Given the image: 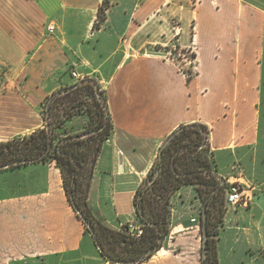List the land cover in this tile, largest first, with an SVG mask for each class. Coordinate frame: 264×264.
Here are the masks:
<instances>
[{"label":"crops","instance_id":"obj_1","mask_svg":"<svg viewBox=\"0 0 264 264\" xmlns=\"http://www.w3.org/2000/svg\"><path fill=\"white\" fill-rule=\"evenodd\" d=\"M174 48L192 53V72L182 68L186 58L168 57ZM0 66V143L45 128L54 93L98 83L114 132L88 206L112 230L138 222L135 195L184 125L209 129L220 178L245 181L231 177L241 165L254 190L264 187V0H0ZM87 124L78 115L58 135L81 134ZM171 204L170 235L141 264H202L195 188L182 187ZM249 204L229 208L219 264H264V194ZM0 264H110L70 205L55 162L0 170Z\"/></svg>","mask_w":264,"mask_h":264},{"label":"trees","instance_id":"obj_2","mask_svg":"<svg viewBox=\"0 0 264 264\" xmlns=\"http://www.w3.org/2000/svg\"><path fill=\"white\" fill-rule=\"evenodd\" d=\"M104 19L105 10L102 9L98 23ZM64 90L66 92L58 91L46 100L45 128L0 143V165L11 163L7 169L12 170L30 163L55 162L61 170L70 205L75 211L76 207L84 211L94 227L93 238L98 249L100 247V255L110 264H141L160 251L171 232L172 197L182 187H194L208 214V243L204 248L207 258H202V264H219L217 242L212 239V231L226 215L224 202L230 185L223 184L214 172L209 129L202 124L181 126L171 135L170 143L162 147V160L159 155L134 199L143 235L131 237L127 226L115 231L103 225L88 206V193L99 155L114 132L105 94L94 79H84ZM99 92L102 98L98 96ZM78 115H85L88 119L85 132L60 138L58 132ZM86 133L89 135L83 137ZM20 160L27 163L14 165Z\"/></svg>","mask_w":264,"mask_h":264},{"label":"built area","instance_id":"obj_3","mask_svg":"<svg viewBox=\"0 0 264 264\" xmlns=\"http://www.w3.org/2000/svg\"><path fill=\"white\" fill-rule=\"evenodd\" d=\"M47 30L50 34H53L55 31V26L51 24L48 26ZM186 54H188V55L190 54L192 56V53H188V52L184 53V54L182 52H180L178 55L173 56V51H170L168 53V57L172 58L173 60H177L178 57H182L183 55L185 56ZM188 60H189L190 64L194 63V61H195V59L190 57V56L188 57ZM73 77L75 79L80 78V76L77 73H74ZM231 180L228 181L229 182L228 184L230 185V189L227 193V198H226L227 207L228 208H230V207H233V208L248 207V205L251 201V196L247 193V191L242 189V187L239 185V183H237L238 180L233 179L232 180L233 182ZM193 221H195V220H193ZM126 226H127V233L131 237L139 238L143 235V232H144L143 227L138 222H130Z\"/></svg>","mask_w":264,"mask_h":264},{"label":"rangeland","instance_id":"obj_4","mask_svg":"<svg viewBox=\"0 0 264 264\" xmlns=\"http://www.w3.org/2000/svg\"><path fill=\"white\" fill-rule=\"evenodd\" d=\"M181 49V48H180ZM179 48H174L172 51H173V56H175V55H178L180 52H182L183 54L184 53H187V51L186 50H183V49H181L180 50ZM187 55V56H186ZM185 56L183 55L181 58L183 59H185V57H186V59H187V62H186V64L188 65L187 67H184V66H182V68L185 70V71H189V72H192L193 71V68H192V65L194 64V63H192V64H190V62H188L189 60H188V57L190 56V57H192L190 54L188 55V54H186ZM179 58V57H178ZM193 58V57H192ZM7 74V70H6V68H4V67H1L0 66V82L3 80V76H5ZM1 84V83H0ZM68 104V103H67ZM69 105V104H68ZM60 110L62 111L63 110V105H62V107L60 108ZM235 169H234V174L231 176L232 178H242V177H244L245 179V181H243V180H238L237 181V183H239V185L242 187V189H244L245 191H247V193L251 196V198L252 197H254V194H264V187L263 186H261V184L259 183V187L258 188H256L255 190H254V186L252 185V183H250V182H248V180H247V178H246V170H245V168L243 169V167H241V165H237V166H235L234 167ZM263 168H264V166L262 165L261 166V170H262V172H264L263 171ZM230 177V178H231ZM258 182H260V181H258ZM227 194V193H226ZM224 207L226 208V214L228 213V210H230L231 209V207H230V209L227 207V205H226V203L224 202ZM248 207H250V204L248 205ZM238 208V207H237ZM240 208V207H239ZM245 208H247V207H245ZM201 209H202V213H203V205L201 206ZM202 213H201V219H202ZM226 216V215H225ZM201 219H200V221H198L197 219H195L196 220V222L197 223H192V224H198V225H200L201 227H202V221H201ZM224 220H225V217H224ZM224 220H223V222L222 223H217V226L216 227H214L213 228V240L214 241H216V242H218V237H219V235H220V232H221V230H222V228H223V226H224ZM170 228H171V219H170ZM201 229V228H200ZM216 234V235H215ZM202 235V234H201ZM202 252V251H201ZM201 257H202V253H201Z\"/></svg>","mask_w":264,"mask_h":264},{"label":"water","instance_id":"obj_5","mask_svg":"<svg viewBox=\"0 0 264 264\" xmlns=\"http://www.w3.org/2000/svg\"><path fill=\"white\" fill-rule=\"evenodd\" d=\"M72 88L73 87L69 88L68 90H71ZM63 92H66V90H63ZM98 96L100 98H102V94L100 92L98 93ZM87 135H89V133L84 134L83 137H85ZM172 138H173L172 136L170 138H168L167 141L165 142L164 146H167L170 143V141L172 140ZM160 160H162V154H160ZM25 163H27V161L20 160V161L15 162L14 165H21V164H25ZM11 165H12L11 163H8L5 165H0V170L7 169ZM158 174H159V172H157L156 176ZM221 179H222V183L226 184V180L223 178H221ZM76 211H77L78 215L80 216V218L82 219V221L85 223L88 231L92 234L93 237H95L94 227L90 223L89 219L86 217L84 211L79 207H76ZM201 221L203 224V229H202V258H207V252L204 248L206 247V245L208 243V214H207L205 209L203 210ZM99 249H100V247H99ZM117 264H120V263H117Z\"/></svg>","mask_w":264,"mask_h":264}]
</instances>
